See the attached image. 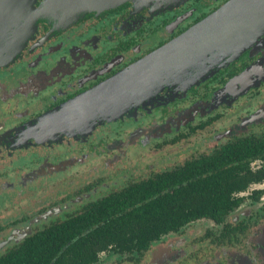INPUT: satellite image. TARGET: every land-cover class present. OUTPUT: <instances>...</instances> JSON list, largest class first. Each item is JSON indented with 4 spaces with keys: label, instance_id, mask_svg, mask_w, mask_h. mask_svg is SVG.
Returning <instances> with one entry per match:
<instances>
[{
    "label": "flooded vegetation",
    "instance_id": "1",
    "mask_svg": "<svg viewBox=\"0 0 264 264\" xmlns=\"http://www.w3.org/2000/svg\"><path fill=\"white\" fill-rule=\"evenodd\" d=\"M229 1L127 0L67 27L37 23L0 67V255L101 209L109 220V209L151 202L182 178L221 181L226 150L264 145V25L225 49L202 48L207 35L192 34ZM129 70L95 101L129 107L113 118L99 107L95 120L71 130L78 103ZM262 166L264 154L249 173ZM235 199L221 219L190 221L143 251L109 245L91 264H264V178Z\"/></svg>",
    "mask_w": 264,
    "mask_h": 264
},
{
    "label": "trees",
    "instance_id": "2",
    "mask_svg": "<svg viewBox=\"0 0 264 264\" xmlns=\"http://www.w3.org/2000/svg\"><path fill=\"white\" fill-rule=\"evenodd\" d=\"M263 154L264 145L234 146L217 159L224 172L219 175L221 181L216 176L196 177L198 180L180 177L186 185L178 183L173 192L159 193L151 202L109 209L112 214H106L112 217L109 220L102 218V213L108 210L101 209L88 222L82 216L80 220L50 226L14 243L0 255V264H91L109 245L143 251L160 235L190 221L203 217L221 219L239 206L237 193L246 190L249 183L264 178V166L256 175L249 173L248 167L249 161ZM200 181L205 185L198 187ZM144 191L145 187L137 189L138 196Z\"/></svg>",
    "mask_w": 264,
    "mask_h": 264
},
{
    "label": "water",
    "instance_id": "3",
    "mask_svg": "<svg viewBox=\"0 0 264 264\" xmlns=\"http://www.w3.org/2000/svg\"><path fill=\"white\" fill-rule=\"evenodd\" d=\"M124 1L127 0H43L35 8V0H0V67L11 63L22 52L36 32L39 21L51 22L55 27H67L88 12L101 11ZM244 19L252 21L249 30L241 29ZM261 21H264V0H231L196 25L192 34L207 35L200 41L202 48L225 49L226 46H219L237 38L245 41L250 32L257 33L255 29ZM115 90L114 84L110 83L92 95L105 97ZM124 93L129 96L130 90L124 89L123 96ZM106 100L113 101V97ZM96 110H99L98 103L86 98L76 108L81 114Z\"/></svg>",
    "mask_w": 264,
    "mask_h": 264
},
{
    "label": "rangeland",
    "instance_id": "4",
    "mask_svg": "<svg viewBox=\"0 0 264 264\" xmlns=\"http://www.w3.org/2000/svg\"><path fill=\"white\" fill-rule=\"evenodd\" d=\"M250 23H252L251 19H244L243 20V23L241 25V29L242 30H249V25ZM259 26H262L264 25V21H261L260 23H258ZM184 43H186L188 46H191L193 44L196 43V39L195 37L192 38V39H189V40H186L184 41ZM135 73L134 70H129V71H126L124 73H122L120 76L114 78L111 82L114 84V87L117 85L118 81L121 82L122 80L120 79V77H124L123 80H128V78L131 77V75H133ZM141 81L143 80V78L140 79ZM98 92V89L95 90L93 93H96ZM93 93H90L88 94L87 96H85L86 99H90L92 100L93 102L94 101H99L101 100L103 97L101 96H96L94 97L92 94ZM113 93V92H112ZM115 96H121V95H116L114 94V97ZM113 97V99H114ZM115 100V99H114ZM107 101V100H106ZM98 106L100 107V112H107V114H109V112L111 113V117H116L118 115H120L122 112H124L129 106H125V105H113V103L111 102H104V103H98ZM122 106V107H121ZM112 109V110H111ZM95 114L91 113L90 111L88 112H85L83 114H81V116L79 117H76L75 119H71L70 120V129L71 130H77V129H80L79 127H81L82 125L84 124H88L89 122L91 123L93 120H95L94 118ZM83 123V124H82ZM2 190L4 191V189L2 188ZM1 201V200H0Z\"/></svg>",
    "mask_w": 264,
    "mask_h": 264
}]
</instances>
